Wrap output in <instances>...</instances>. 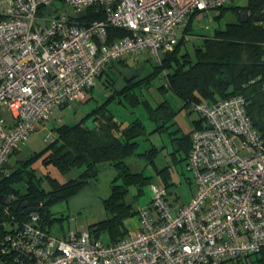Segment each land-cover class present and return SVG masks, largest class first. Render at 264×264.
<instances>
[{"label":"built area","instance_id":"obj_1","mask_svg":"<svg viewBox=\"0 0 264 264\" xmlns=\"http://www.w3.org/2000/svg\"><path fill=\"white\" fill-rule=\"evenodd\" d=\"M231 1L0 0V165L54 107L85 94L111 60L149 51L161 61L179 37L191 36L182 28L193 11ZM92 5L104 18L80 23ZM257 21L264 24V8ZM109 25L128 33L108 42ZM194 109L204 126L191 131L186 165L195 190L188 201L151 181L138 227L120 239L73 229L61 236L25 224L6 238L0 264H221L264 249V138L245 98L197 102Z\"/></svg>","mask_w":264,"mask_h":264},{"label":"trees","instance_id":"obj_2","mask_svg":"<svg viewBox=\"0 0 264 264\" xmlns=\"http://www.w3.org/2000/svg\"><path fill=\"white\" fill-rule=\"evenodd\" d=\"M230 4L214 8L215 16L219 17L232 6ZM232 8H237V19L226 22L224 27L216 28L212 34H197V41L193 42L191 50L185 47L184 50L180 49L186 41L179 37L174 48L163 53L162 61L154 66V72L163 71V81L158 89L161 92L170 89L183 101L182 106H189L194 111L197 102L212 103L240 94L245 98L246 111L253 126L264 138V92L261 89L264 81V24L253 18L257 12H262L264 0H248L241 8ZM44 9V5H39V12ZM243 11L247 14L245 20L240 19ZM191 17L192 14L182 30L194 34L190 27ZM103 18L102 9L92 5L84 15L78 17V21L85 23ZM127 33L122 27L109 25L107 41ZM123 60V56L111 60L97 74H105L104 85L110 88L103 101L72 124L52 123V132L48 139L43 138L45 142L40 150L17 159L12 166L7 167L6 161L0 165V249L6 244V238L17 235L25 224L59 235L52 232L51 227L57 221L61 223L64 216L55 215L52 204L66 201L79 192L97 177L104 163L110 165L115 173L110 180L108 195L101 199L105 217L88 225V230L95 237L106 232V242H114L124 236L129 230L124 219L137 212L133 203L142 187L152 181V174L133 168V163L127 160L129 157L138 155L146 164L152 165L159 181L171 195L172 181L168 165L157 167L155 164L158 147L151 143L148 148L137 151L139 138L146 137L154 130L171 132L170 137L175 140L173 150H183L184 154L179 160L187 161L191 131L204 126L203 117L196 111L199 116L193 120L194 128L177 134L178 127L170 129L176 110L167 99L152 105L148 99L140 98L139 89L150 82L148 75L135 78L132 74L123 79L119 88L114 86V76L108 73V68L115 61ZM109 77H112L111 81L107 80ZM90 88H86L85 93ZM68 102L57 106L63 107ZM139 104L144 106L147 118L154 124L150 131L140 117L131 116ZM122 107L124 110H121ZM18 150L19 147L14 148L9 155ZM36 158H40L43 169L48 165L54 166L63 179L47 173V168L41 173L44 170L33 164ZM130 187H134L135 192L128 196ZM27 208L36 210L28 211ZM64 235L63 232L61 236ZM221 264H264V249L236 258H225Z\"/></svg>","mask_w":264,"mask_h":264},{"label":"rangeland","instance_id":"obj_3","mask_svg":"<svg viewBox=\"0 0 264 264\" xmlns=\"http://www.w3.org/2000/svg\"><path fill=\"white\" fill-rule=\"evenodd\" d=\"M247 1L248 0H232L230 5L241 8L247 3ZM57 4L58 6L60 5V3ZM232 6L226 8L219 17L215 16L214 9H210L209 13L206 10L193 11L191 13L190 27L194 34H191V36L185 40V46L181 44L180 49L184 50L183 47H185L186 49L191 50L193 42L197 41V34H212L216 28L224 27L226 22L236 20L237 15L235 14V10L237 8H232ZM123 57L124 60L122 62H112L113 66L108 68V73L113 75L114 79L112 80V77H109L107 80L114 81V86L119 88V85L123 84L121 76L124 79L131 74L135 75V78L148 75L150 82L147 86L142 85L139 89L141 92L140 98L148 99L152 105L164 98L167 99L171 106L176 110L172 117L174 123L172 124V127L170 126V129L178 127L177 134L188 132L193 129V120L198 118L199 114L194 110H190L189 106H182L183 101L170 89L162 92L158 89V86L163 81V71H161V73L154 72V66L158 64L156 56L149 51H139L135 54L124 55ZM160 57L162 61V55H160ZM117 62L119 64H116ZM104 78L105 74L101 76L96 75L88 92L82 94L78 99L68 102V104L63 107L56 106L50 115V119L45 123V126L30 133L27 140L19 144V150L9 155L6 160V166H12L17 159L30 156L34 151L40 150L45 142L43 139L45 134H51L52 132L50 129L52 123L65 122L72 124L86 115V113L97 103L103 101L110 91V88L104 85ZM109 81L107 82L110 84ZM121 110H124V107H122ZM125 114H128V112H125ZM131 116L140 117L148 131L153 128L154 124L147 118L146 110L142 104H139L134 109ZM88 123H90L89 120ZM172 134L173 133L171 132L165 131H151L146 137L139 138L137 151H142L148 148L151 143L158 147L155 156L156 166L161 167L163 165H168L171 173L170 180L172 181L170 193L171 195H177L180 202H186L190 199L195 190L194 179L191 171L187 168L186 160H179L184 154V151L173 150V141L175 140L170 137ZM127 160L129 163H133V168L142 169L145 174H152V181H159L156 172L154 171V167L150 164H146L140 156L133 155ZM33 164L41 170H44L40 171L41 173L45 172L47 168V173L63 179V175H61L54 166L48 165L43 169L40 158H36ZM114 173V169L110 165L104 163L101 165L97 177L87 183L79 192L69 197L66 201L62 200L52 204L51 209L54 211L55 215H63L64 217L61 219V223L57 221L52 225L51 231L62 235L63 232L66 234L69 229H73L74 231L88 230L89 224L105 217V211L101 199L108 195L110 180ZM151 191L150 183H147L142 187L140 195L133 203V207L137 209V212L124 219L129 230L138 227V209L146 206L150 201L152 196ZM134 192L135 188L130 187L128 196H131ZM99 238H101L102 241H107L108 234L102 232L99 235Z\"/></svg>","mask_w":264,"mask_h":264},{"label":"water","instance_id":"obj_4","mask_svg":"<svg viewBox=\"0 0 264 264\" xmlns=\"http://www.w3.org/2000/svg\"><path fill=\"white\" fill-rule=\"evenodd\" d=\"M253 18H254V20H259L260 19V13H256L254 16H253ZM240 19L241 20H245V19H247V14H246V12H241V14H240ZM27 210L28 211H31V210H36V208H27Z\"/></svg>","mask_w":264,"mask_h":264},{"label":"crops","instance_id":"obj_5","mask_svg":"<svg viewBox=\"0 0 264 264\" xmlns=\"http://www.w3.org/2000/svg\"><path fill=\"white\" fill-rule=\"evenodd\" d=\"M130 55H131V54H130ZM116 64H119V63L117 62ZM131 75H132V74H131ZM121 79L123 80L122 76H121ZM115 83H116V82H115ZM119 86H120V85H119ZM50 122H51V121H50ZM44 123H46V122H44ZM44 126H45V125H44ZM44 126H43V127H44ZM43 127H42V128H43ZM38 130H39V129H38ZM19 148H20V147H19ZM6 164H7V163H6Z\"/></svg>","mask_w":264,"mask_h":264}]
</instances>
